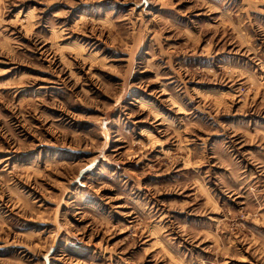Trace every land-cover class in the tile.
Wrapping results in <instances>:
<instances>
[{"label": "rangeland", "instance_id": "1", "mask_svg": "<svg viewBox=\"0 0 264 264\" xmlns=\"http://www.w3.org/2000/svg\"><path fill=\"white\" fill-rule=\"evenodd\" d=\"M0 264H264V0H0Z\"/></svg>", "mask_w": 264, "mask_h": 264}]
</instances>
